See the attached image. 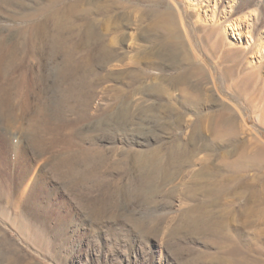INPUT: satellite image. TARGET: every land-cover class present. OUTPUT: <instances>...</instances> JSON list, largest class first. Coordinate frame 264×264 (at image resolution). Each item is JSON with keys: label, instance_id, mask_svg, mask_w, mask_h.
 I'll return each instance as SVG.
<instances>
[{"label": "rangeland", "instance_id": "rangeland-1", "mask_svg": "<svg viewBox=\"0 0 264 264\" xmlns=\"http://www.w3.org/2000/svg\"><path fill=\"white\" fill-rule=\"evenodd\" d=\"M238 183L264 0H0V264H264Z\"/></svg>", "mask_w": 264, "mask_h": 264}, {"label": "bare ground", "instance_id": "bare-ground-1", "mask_svg": "<svg viewBox=\"0 0 264 264\" xmlns=\"http://www.w3.org/2000/svg\"><path fill=\"white\" fill-rule=\"evenodd\" d=\"M226 165L231 171H235V173L236 171H245L252 167L245 155H240L236 160L227 162ZM230 191L234 199H242L244 204L238 212L234 213L235 211H233L230 215H226V218L230 217V220L235 222L241 221L245 227L263 225V228L258 232V236H264V186L255 188L248 183L244 185L238 183ZM222 220L224 221H221V225L226 226L227 222H225L223 217ZM235 252H238L237 248L234 249L233 253ZM11 264H14V262Z\"/></svg>", "mask_w": 264, "mask_h": 264}]
</instances>
